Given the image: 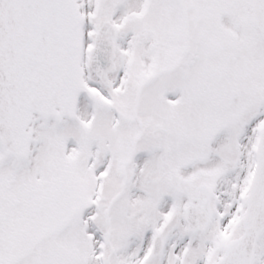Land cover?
Wrapping results in <instances>:
<instances>
[{
	"label": "snow or ice",
	"instance_id": "obj_1",
	"mask_svg": "<svg viewBox=\"0 0 264 264\" xmlns=\"http://www.w3.org/2000/svg\"><path fill=\"white\" fill-rule=\"evenodd\" d=\"M0 264H264V0H0Z\"/></svg>",
	"mask_w": 264,
	"mask_h": 264
}]
</instances>
